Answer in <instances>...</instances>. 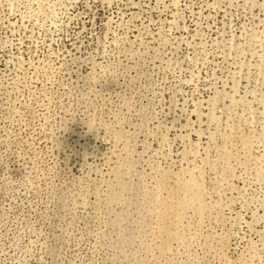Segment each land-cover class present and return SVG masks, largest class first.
I'll return each instance as SVG.
<instances>
[{"label":"rangeland","instance_id":"374dc122","mask_svg":"<svg viewBox=\"0 0 264 264\" xmlns=\"http://www.w3.org/2000/svg\"><path fill=\"white\" fill-rule=\"evenodd\" d=\"M0 264H264V0H0Z\"/></svg>","mask_w":264,"mask_h":264}]
</instances>
